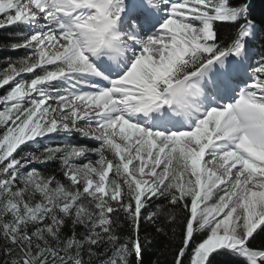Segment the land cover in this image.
<instances>
[{"label":"snow or ice","instance_id":"obj_1","mask_svg":"<svg viewBox=\"0 0 264 264\" xmlns=\"http://www.w3.org/2000/svg\"><path fill=\"white\" fill-rule=\"evenodd\" d=\"M250 8L0 0V51L23 53L0 67V264H144L142 225L169 237L171 264H264Z\"/></svg>","mask_w":264,"mask_h":264},{"label":"trees","instance_id":"obj_2","mask_svg":"<svg viewBox=\"0 0 264 264\" xmlns=\"http://www.w3.org/2000/svg\"><path fill=\"white\" fill-rule=\"evenodd\" d=\"M251 8L250 13L253 20H255L258 24L264 22V0H250ZM13 31V30H9ZM227 35V33H225ZM9 40L8 31L0 30V43H5ZM22 52H8V51H0V67H3L7 62L8 57L15 58L16 56L22 55ZM83 144L88 147H95L96 143L93 142H84ZM164 227L166 232H169L170 229L166 224L160 225ZM153 225H142L141 226V240L143 241L145 237L151 239L153 241L151 246L145 247L144 252V264H155V262H159V264H171V251L169 245L171 243L169 237L158 234L154 231ZM126 233L128 231L127 228L123 229ZM228 259V258H225Z\"/></svg>","mask_w":264,"mask_h":264},{"label":"rangeland","instance_id":"obj_3","mask_svg":"<svg viewBox=\"0 0 264 264\" xmlns=\"http://www.w3.org/2000/svg\"><path fill=\"white\" fill-rule=\"evenodd\" d=\"M0 94H3L2 90H0ZM87 141L96 143V142L90 141V140H81L79 137H74L72 142L83 144L84 142H87Z\"/></svg>","mask_w":264,"mask_h":264}]
</instances>
